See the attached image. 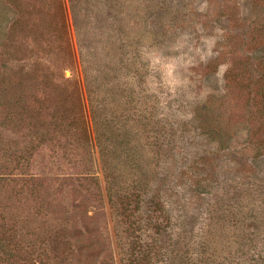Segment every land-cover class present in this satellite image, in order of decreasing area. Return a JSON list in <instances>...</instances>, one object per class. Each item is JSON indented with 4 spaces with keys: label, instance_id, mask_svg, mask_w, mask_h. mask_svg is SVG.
<instances>
[{
    "label": "rangeland",
    "instance_id": "1",
    "mask_svg": "<svg viewBox=\"0 0 264 264\" xmlns=\"http://www.w3.org/2000/svg\"><path fill=\"white\" fill-rule=\"evenodd\" d=\"M0 264H264V0H0Z\"/></svg>",
    "mask_w": 264,
    "mask_h": 264
}]
</instances>
